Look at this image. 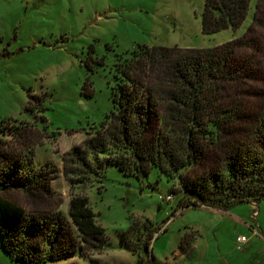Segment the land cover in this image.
Listing matches in <instances>:
<instances>
[{
	"label": "rangeland",
	"instance_id": "obj_1",
	"mask_svg": "<svg viewBox=\"0 0 264 264\" xmlns=\"http://www.w3.org/2000/svg\"><path fill=\"white\" fill-rule=\"evenodd\" d=\"M204 2L0 0V129L8 121L24 123L21 135H41L34 137L35 161H52L61 170L63 153L81 144L112 109L118 55L138 44L212 47L241 36L252 23L256 0H250L240 27L204 34ZM257 31L264 43V25ZM253 60L237 79L220 83L223 105L238 115L237 124L229 126L242 137L264 115V51ZM53 187L65 214L72 195L88 197L106 245L93 261L75 255L56 264H133L137 254L120 247L124 233L133 241L152 226H160L152 253L167 264H264V200L230 210L191 206L175 212L178 182L157 168L129 176L108 166L100 180L80 184L69 183L59 171ZM7 195L25 204L21 193ZM237 236L246 241L239 245ZM0 264L24 263L0 245Z\"/></svg>",
	"mask_w": 264,
	"mask_h": 264
},
{
	"label": "trees",
	"instance_id": "obj_2",
	"mask_svg": "<svg viewBox=\"0 0 264 264\" xmlns=\"http://www.w3.org/2000/svg\"><path fill=\"white\" fill-rule=\"evenodd\" d=\"M249 6L250 0H205L202 32L240 27ZM263 10L264 0H256L252 23L222 44H138L118 55L112 109L81 144L63 153L61 170L52 161H35V138L41 135H21L24 123L6 122L0 129L3 251L24 264H56L75 255L91 259L105 250V229L86 195H72L67 214L61 210L53 187L59 171L69 183L80 184L100 180L108 166L129 176L157 168L178 182L175 212L191 206L230 210L264 200V115L242 137L229 126L237 124L238 115L219 94L221 82L237 79L264 51L257 31L264 25ZM195 169L200 172L190 176ZM10 192L21 193L25 204L10 198ZM158 228H146L133 241L124 233L120 247L137 254L133 264H167L151 250Z\"/></svg>",
	"mask_w": 264,
	"mask_h": 264
},
{
	"label": "built area",
	"instance_id": "obj_3",
	"mask_svg": "<svg viewBox=\"0 0 264 264\" xmlns=\"http://www.w3.org/2000/svg\"><path fill=\"white\" fill-rule=\"evenodd\" d=\"M170 197L171 196H169V198ZM236 241L240 245V243H244L246 241V238L244 236H237Z\"/></svg>",
	"mask_w": 264,
	"mask_h": 264
},
{
	"label": "crops",
	"instance_id": "obj_4",
	"mask_svg": "<svg viewBox=\"0 0 264 264\" xmlns=\"http://www.w3.org/2000/svg\"><path fill=\"white\" fill-rule=\"evenodd\" d=\"M195 247H194V243H192V245H191V250L192 249H194ZM183 254V253H182ZM192 255V254H191ZM182 257H184V255H181ZM190 256V255H189ZM189 258V257H188ZM188 264H190V263H188Z\"/></svg>",
	"mask_w": 264,
	"mask_h": 264
}]
</instances>
